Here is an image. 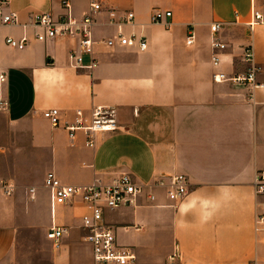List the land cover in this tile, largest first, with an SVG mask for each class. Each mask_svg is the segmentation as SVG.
I'll return each mask as SVG.
<instances>
[{
  "label": "crops",
  "instance_id": "obj_1",
  "mask_svg": "<svg viewBox=\"0 0 264 264\" xmlns=\"http://www.w3.org/2000/svg\"><path fill=\"white\" fill-rule=\"evenodd\" d=\"M89 2L70 0L71 13L82 17ZM101 2L93 69L70 63L74 38L39 41L33 26H23L34 13H67L62 0H12L19 24L0 27V74L7 76L0 96L10 102L0 112V184L14 185L11 195L0 194V264H94L82 224L87 206L79 199L53 204L45 185L49 172L77 186L124 173L143 185L184 174L190 192L181 201L146 186L137 206L105 211L119 244L136 253L135 264H264V232L255 229L264 197L254 191L255 176L264 170V23L253 14L264 15V0ZM157 9L172 11L170 28L151 21ZM129 12L131 23L125 22ZM215 22L224 24L217 34ZM120 31L146 38L148 48L104 43ZM23 35L29 38L23 50L6 42ZM216 38L227 45L219 67L212 62ZM247 46L262 68L257 84L216 82L218 72L248 71ZM91 59L84 55L86 64ZM95 106L115 108L120 129L98 133L94 147L86 145L85 132L71 140L43 116L58 108L70 125L77 110L89 116ZM53 224L68 230L58 248L47 237Z\"/></svg>",
  "mask_w": 264,
  "mask_h": 264
},
{
  "label": "built area",
  "instance_id": "obj_2",
  "mask_svg": "<svg viewBox=\"0 0 264 264\" xmlns=\"http://www.w3.org/2000/svg\"><path fill=\"white\" fill-rule=\"evenodd\" d=\"M63 8L68 12L62 16L55 17L53 14L34 13L30 16V22L23 25L33 26L36 30L35 36L39 41L55 39L57 37L74 38L77 43V49L70 50L68 56L70 63L77 69H93L98 65L95 57L94 26L97 16L102 12L103 5L101 0H90L88 10L82 17L74 16L71 11L70 0H62ZM12 0H0V27L15 26L19 24L18 12L11 9ZM113 16V12L111 11ZM255 22L264 23V15L259 11L253 12ZM172 16V11L157 9L151 16V21L156 24H164L171 27V22L166 18ZM134 19V13L129 12L125 22L131 23ZM224 24L215 22L211 26L213 33L217 34L223 29ZM27 35L22 37L7 36L6 42L13 48L23 50L28 44ZM195 42L194 32H190L187 44L192 45ZM109 47L136 46L140 51L148 48V41L144 37H138L136 34H125L122 31L117 36L110 37L104 41ZM227 45L218 38L213 41L214 53L212 62L215 67H219L222 58L219 51L226 49ZM92 57L91 62L86 64L84 55ZM243 59L249 63L248 71L234 76H229L225 72L214 74L216 82L234 81L239 84L255 86L257 84L256 76L261 67L254 64V52L252 46L244 48ZM7 76L0 74V82H5ZM253 95L251 94V97ZM10 108L8 98L0 96V112H7ZM43 116L55 128L64 127L71 140H74L78 131H83L87 135L86 145L94 147L96 145V135L100 132H114L120 129L116 119V110L112 107L95 106L89 116L83 110L76 111L75 121L68 125L63 123L61 110L51 108L43 112ZM45 185L51 192L53 204H67L68 202L79 199L87 206V213L82 217L83 229L86 231L85 239L92 246L94 264H135L137 260L136 253L132 248L122 246L118 242L116 231L113 226L105 222L104 216L106 210H115L122 206H137L138 199L145 191L146 186L152 188H161L166 191V195L171 201H181L186 198L190 192V180L184 174L160 175L151 185L139 184L135 178L124 173L113 179L111 182H102L95 180L86 185H65L56 176L54 172H49L45 177ZM14 191V185L10 182L0 184V194L11 195ZM35 190L31 189L32 198ZM254 191L256 196L264 197V170L257 172L254 180ZM157 196L155 192L149 193V200L155 202ZM263 211L256 214V231L264 232V201H261ZM66 227H60L55 224L47 232V237L53 241L54 246L58 248L62 238L67 233ZM179 257L178 250L171 256L174 261ZM224 264V263H223Z\"/></svg>",
  "mask_w": 264,
  "mask_h": 264
}]
</instances>
